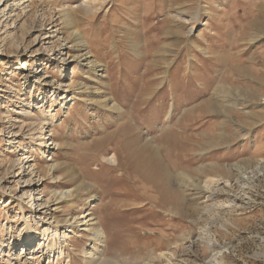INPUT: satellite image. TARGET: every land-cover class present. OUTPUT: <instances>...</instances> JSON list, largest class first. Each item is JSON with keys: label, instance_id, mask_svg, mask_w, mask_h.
I'll use <instances>...</instances> for the list:
<instances>
[{"label": "rangeland", "instance_id": "374dc122", "mask_svg": "<svg viewBox=\"0 0 264 264\" xmlns=\"http://www.w3.org/2000/svg\"><path fill=\"white\" fill-rule=\"evenodd\" d=\"M88 2L29 0L0 26L2 38H14L0 43V159L8 167L7 174L0 167L3 239L22 226L15 199L21 196L28 218L45 207L49 223L68 214L92 219L88 226L60 222L69 237L57 264H89L82 252L92 245L85 230L92 227L106 235L105 260L118 264H141L158 245L180 264H208L214 253L220 264H264V0H98L90 15ZM53 25L57 36L46 38ZM78 48L103 69L73 57ZM61 50L60 71L62 64L48 59ZM41 58L44 82L70 92L61 106V94L55 102L31 90L32 106L52 117L46 144L28 160L38 168L31 181L37 190L21 195L28 183L18 176L24 151L7 147L17 125L3 112L15 116L20 100L29 99L21 66L30 69ZM77 84L84 91L72 99ZM33 110L36 126L15 136L25 142L41 125ZM113 148L122 152L123 169L107 161ZM137 159L166 166L176 205L140 180ZM206 179L213 186L201 193ZM38 196L50 199L39 205ZM30 253L21 264H36Z\"/></svg>", "mask_w": 264, "mask_h": 264}, {"label": "bare ground", "instance_id": "6f19581e", "mask_svg": "<svg viewBox=\"0 0 264 264\" xmlns=\"http://www.w3.org/2000/svg\"><path fill=\"white\" fill-rule=\"evenodd\" d=\"M27 1L29 0H0V26L5 20L7 21L8 19L11 18L12 13L16 9L24 8L21 6L24 4V2H27ZM95 1H98V0H89V2L86 4V7L84 8L85 12L89 13V15L97 13L98 9L96 8ZM69 21L72 22L71 20ZM50 28L52 30H48L46 32L47 34L45 37L46 38L56 37L58 34V30L54 28V25ZM3 33L6 34V31H3V32L0 31V43H3L6 37L11 40V43L14 42V38L12 35L8 36L7 34V36L5 35L3 39L1 37ZM78 46L82 47L83 45L79 44ZM78 49H80V53L79 52L76 53L73 57H75L77 60H80V61L88 60L85 63V65L89 66L90 69L93 71L95 70L98 71V70L103 69L101 64H98L96 60H93L90 58L92 55L91 54L88 55L89 51H84L83 53H81V51L85 49L84 48H78ZM62 53H63V50L56 52V54H54L51 58L49 57L48 59L49 62H54L56 63V65H58V63H61L62 66L58 67L59 68L58 70L60 71L63 69L62 67H64V64H66L64 61V57H62ZM37 61H40V62L30 67V69L25 66V63L21 66V70L24 71L22 79H24V83H26L27 86L31 84L30 88H32L27 92L29 93V99L27 100V98H25V100L24 99L20 100L22 104L20 107H18L19 109L17 111H14L15 116L9 115V111L7 110L3 112L4 115H8L11 121H14V123H12L11 126L17 125L16 126L17 132H14L13 135H10V137H8L7 139V147L14 148L15 150L18 149L19 151L20 150L24 151L23 152L24 156L21 159L22 160L21 162L24 161V164L25 163L26 164L24 166L18 167V173H19L18 176L22 179L25 178V181H27L28 183L24 184L23 186L24 189L22 190L20 189L19 192H21V195H25L26 193L29 192L30 194H32V196L34 194V191H36L37 189L35 188L36 184L31 183V181H33L34 175L37 174L35 170L38 171V168L35 166H32V164H29L28 160L31 159L30 157L33 155L31 153L34 147L41 149L40 147L41 146L43 147L46 144V141L44 140V137H45L44 136L45 135L44 126L48 124V121L49 119H51L52 114L50 113V110L42 109L41 106L40 107L32 106L30 98L33 94H35L39 96L41 95L42 96L41 99L43 100L44 99L46 100L47 98H49V100L56 102V99H58V97L61 94V97L59 98L62 101L60 102L62 106L66 104V100L68 99V96H67L68 94L66 93L70 92V89H66L62 87L61 83L58 85H50L47 82H44V80L47 78V76H45L47 72L44 71V69L41 67L42 64H44V59L41 58L39 60H35V62ZM78 64H80V62ZM100 76H104V75H100ZM72 82L73 81H71L70 84H72ZM25 87H22L21 90H25ZM76 89H78L79 92H75L74 90L71 96L72 99L76 98L77 97L76 95L84 91L83 90L84 87L81 84H77ZM31 90L33 91L32 92L33 94L31 93ZM11 92H14L15 95L17 94V92L15 91H11ZM27 93L25 92V94ZM5 99L8 100L7 102L12 101L9 95H7ZM43 100H40V101L42 102ZM104 103H105V106L108 108H116L115 104L113 103L110 104L108 98H104ZM3 108H8V106L4 107L3 105ZM33 108H35V110H37L38 112L37 116L40 119L41 125L40 127H38V130L36 132H35V129L37 128L35 129L31 128L32 132L30 133L28 137L29 140H27L28 142H25L23 139L21 140L23 136H21L20 138L15 137V136H17V134H19V131H21L27 126H30V127L36 126V124L34 123L35 120L32 116L34 114ZM1 119H2V115H0V122H1ZM24 121L26 122V124ZM2 130L3 129H0V136H4V134L2 133ZM53 142L54 140L52 141V143ZM111 151H113V154L109 159H107V161L110 163H117L116 166L113 167V170H116L117 168L123 169V167H121V162H120V159L122 158V152H120V149H117V148H113ZM9 152H13V150H10ZM44 152L45 151L41 150L42 154H44ZM261 161L264 162V158H262ZM6 163H7L6 160L0 159V167L2 168L5 167V170L3 171L5 172V174H7L6 171L8 169V167H6ZM169 165L173 166L174 164L169 162ZM132 166L135 172L137 171V169L140 171L141 181L151 183L152 184L151 186L154 188L156 192L159 193V195L165 196L163 200L169 202L172 205H176V195L174 192L172 191L170 192V188H169V185L171 184V181H172V177L170 176L169 173L165 172L166 166H164L160 160L145 159L143 160V162H139V159H137L135 164ZM53 169L54 167L50 166L48 171L50 172ZM124 173L125 175H128L129 172L128 170H126ZM213 183L214 181H212L211 179L209 180L206 179L205 185L202 186L204 189L198 188V187L197 188L200 189L199 190L200 192L203 190L209 191L212 188ZM1 184L2 183L0 179V190L2 189ZM15 199L18 202V210H19L18 214L21 215L22 217L21 219L22 226L19 229L17 228V231L14 230L16 235H14L13 233L14 231L12 230L13 232L12 231L10 232L9 240L7 239L5 240L3 239L4 238V235H3L4 226L0 224V253L4 251L6 252L3 255L5 256L4 264H14L15 262L16 264H21L23 262L22 260H24L23 258L26 256V252H29V251H31V253L29 254L27 258L33 260V262H35L36 264H41L43 259L47 260V263H44V264H57L56 258L62 257L65 252L63 251V248L61 247L62 245L61 243L66 242L67 238L69 237V235L66 234L67 231L65 232V230H60L61 229L60 224H63L60 222L63 221L64 223H66L68 225L67 227L79 226L82 224L88 226L87 222L89 223L92 220L91 218H86L87 214L85 217L83 214H81L80 216L78 215L79 217L68 214L67 215L68 217H65V219L63 220H55L54 223H49V221L47 222L46 220L47 219L46 217L49 215V213H48V209H46L45 207L36 208L32 212L30 210H27V212L29 213L31 212V215L28 218V217H25L26 208L23 207V197L21 198V196H19ZM34 199L38 201L37 203H39V205H41V204L47 203L50 197H47L43 202L40 200V196H38L37 198L34 197ZM33 203L34 202H32V204ZM31 207L29 206V208ZM85 230H87V232L89 233L88 237L92 243V245L89 246L88 249L82 252L87 262L89 264H118L116 262L107 261V259L105 260L103 256L104 254V250H103L104 240L103 239L106 238L105 233L100 228L92 227V228H87ZM74 235L76 237L79 236L78 234H74ZM5 246L8 247L7 251L4 248ZM19 247H20V252L16 253V248L18 249ZM209 247L212 250H214L212 248L213 246L210 245ZM23 249L25 250L24 252L25 255L22 254ZM49 250H51L53 254L51 255L50 253V255L46 256V252ZM147 254H148V257L142 260L140 262L141 264H162V263L163 264H180L181 263L179 260L175 259V254L173 252H168L166 250H163L162 245L155 246L153 249L148 250ZM13 260L15 262H13ZM221 262H222V256L220 257L216 255V253H214V255H212L211 260L208 262V264H220Z\"/></svg>", "mask_w": 264, "mask_h": 264}, {"label": "built area", "instance_id": "2783aa9c", "mask_svg": "<svg viewBox=\"0 0 264 264\" xmlns=\"http://www.w3.org/2000/svg\"><path fill=\"white\" fill-rule=\"evenodd\" d=\"M25 252V250L23 249V252L22 253H24Z\"/></svg>", "mask_w": 264, "mask_h": 264}]
</instances>
